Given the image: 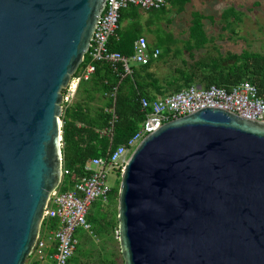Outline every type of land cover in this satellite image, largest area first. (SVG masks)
I'll return each instance as SVG.
<instances>
[{"label": "water", "instance_id": "95a60500", "mask_svg": "<svg viewBox=\"0 0 264 264\" xmlns=\"http://www.w3.org/2000/svg\"><path fill=\"white\" fill-rule=\"evenodd\" d=\"M107 0H0V264H26L62 178L64 95ZM124 264H264V121L203 108L121 174Z\"/></svg>", "mask_w": 264, "mask_h": 264}, {"label": "trees", "instance_id": "16d2710c", "mask_svg": "<svg viewBox=\"0 0 264 264\" xmlns=\"http://www.w3.org/2000/svg\"><path fill=\"white\" fill-rule=\"evenodd\" d=\"M168 3H172L182 13L191 0H168ZM155 11L158 10L146 12L150 18L142 22L138 8L123 10L116 35L109 40V50L127 58L133 57L135 42L144 36L146 30L152 31L154 22L150 14ZM205 20L214 23L213 16L194 13L188 29L189 38L184 41L182 48L174 47L177 44L175 39L156 38L155 46L150 48L160 50L159 58L146 66H132L131 74H125L121 65L115 68L106 62L95 63V73L89 81L79 84L74 103L64 110L61 118L63 161L64 167L73 173L69 179L72 185L83 177V169L89 159L107 155L109 150H116L137 133L147 116L140 102L142 98L154 101L191 86H215L230 91L233 87L248 82L256 88L258 97L264 101V54L248 50L224 53L217 42L228 31L230 20H241L240 13L232 7L225 10L221 14V20L225 24L217 35H210L205 30ZM170 54L172 58L181 60V66L175 68L174 74L163 86L154 67ZM185 54L187 58H184ZM90 62L86 55L75 77ZM98 102L102 104L96 107ZM110 109L116 115L112 140L103 133L111 128L113 115L108 112ZM118 196L119 188L112 189L108 202L98 207L96 215L91 217L88 214L91 233L80 241L69 264H82L83 257L92 255L93 249L88 247L92 244V237L106 240L114 238V234L118 232ZM46 225L49 230L54 231L59 227V222L51 219L44 222L42 228ZM109 256L113 257L112 254ZM31 259L30 256L28 264H41L40 261L30 262ZM101 264L115 263L107 256L104 260L101 259Z\"/></svg>", "mask_w": 264, "mask_h": 264}, {"label": "built area", "instance_id": "2783aa9c", "mask_svg": "<svg viewBox=\"0 0 264 264\" xmlns=\"http://www.w3.org/2000/svg\"><path fill=\"white\" fill-rule=\"evenodd\" d=\"M167 5L168 0H107L87 54L91 62L72 79L64 95V110L74 103L79 84L89 81L95 73V63L106 62L115 68L121 65L125 74H131L130 61L146 66L159 58L160 50L151 49L145 36L135 42L134 55L131 58L110 51L108 43L116 35L123 10L136 7L139 11L149 12L161 10ZM73 83L76 87H73ZM140 102L147 116L137 133L116 150H109L107 155L89 159L84 166L83 177L74 185L69 181L73 173L66 169L63 163L61 182L50 194L43 221L44 223L57 219L59 227L52 231L46 225L44 231H40L32 253L36 255L37 261L47 264L70 263L79 244L77 231L83 229L91 233V224L88 222L89 209L96 201L108 202L112 191L107 185L108 173L118 171L122 174L128 162L127 153L136 149L147 135L165 123L203 108H220L247 119L264 121V101L258 97L256 88L248 82H243L230 91L215 86H191L164 98L154 101L142 98ZM108 112L113 115L111 128L103 133L112 140L116 115L113 109ZM49 251L53 253L50 254Z\"/></svg>", "mask_w": 264, "mask_h": 264}, {"label": "rangeland", "instance_id": "374dc122", "mask_svg": "<svg viewBox=\"0 0 264 264\" xmlns=\"http://www.w3.org/2000/svg\"><path fill=\"white\" fill-rule=\"evenodd\" d=\"M231 7L240 13L241 20H230L231 23L227 28L228 31L222 35V38L217 39L222 51L224 53L228 51L241 53L244 50H248L254 53L264 54V0H191V3L182 13H179L178 8L172 3H168L165 10H158L150 14L154 24L151 27L152 31L146 30L144 36L151 47L155 46L156 38L163 40L172 38L177 41L174 47L182 48L184 41L189 38L188 29L195 12L214 17V23L210 20L204 21V28L210 35H217L221 30V26L225 24L221 20V14ZM139 13L142 15V22H146L150 18L146 12L139 11ZM184 58H187L186 54ZM130 66H136V64L130 61ZM178 66H181V60L172 58L171 54L163 62L155 64L154 71L161 80V84H164L163 86H165V81L169 80L174 74L175 68ZM73 85V87H76L75 83ZM101 104V102H98L96 107ZM61 124H63L62 120ZM134 150L131 149L127 153L128 159ZM120 183V172L111 171L108 173V186L116 189L119 188ZM104 204L96 201L89 209V216H95L98 207ZM41 231L43 232L44 229L41 228ZM88 234L90 233L79 229L76 233L78 242L80 243L82 239L84 240ZM91 242L92 244L88 247L93 249L92 255L83 257L81 260L82 264H101V259L104 260L107 256L115 264H124L117 233L114 234V238L107 240L92 237ZM101 247L106 248V250H103ZM110 254L113 257L109 256ZM31 257V260H33L36 255L34 254ZM26 264H28V260Z\"/></svg>", "mask_w": 264, "mask_h": 264}, {"label": "crops", "instance_id": "0c3cea01", "mask_svg": "<svg viewBox=\"0 0 264 264\" xmlns=\"http://www.w3.org/2000/svg\"><path fill=\"white\" fill-rule=\"evenodd\" d=\"M49 253L50 254H52L53 253V251H49ZM38 259L37 258H35V259H33V260H31L30 262H35V261H37ZM42 264H47V263H43V262H41Z\"/></svg>", "mask_w": 264, "mask_h": 264}]
</instances>
